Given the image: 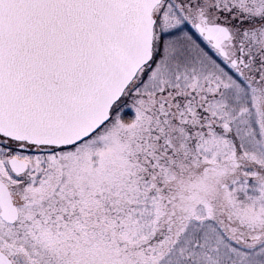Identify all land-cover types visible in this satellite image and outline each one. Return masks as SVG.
Listing matches in <instances>:
<instances>
[{
	"label": "snow or ice",
	"instance_id": "snow-or-ice-1",
	"mask_svg": "<svg viewBox=\"0 0 264 264\" xmlns=\"http://www.w3.org/2000/svg\"><path fill=\"white\" fill-rule=\"evenodd\" d=\"M0 264H264V0H0Z\"/></svg>",
	"mask_w": 264,
	"mask_h": 264
}]
</instances>
